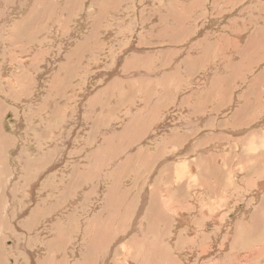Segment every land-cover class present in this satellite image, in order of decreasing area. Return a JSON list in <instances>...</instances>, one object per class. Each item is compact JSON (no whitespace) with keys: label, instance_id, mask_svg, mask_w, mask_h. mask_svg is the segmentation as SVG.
Masks as SVG:
<instances>
[{"label":"rangeland","instance_id":"rangeland-1","mask_svg":"<svg viewBox=\"0 0 264 264\" xmlns=\"http://www.w3.org/2000/svg\"><path fill=\"white\" fill-rule=\"evenodd\" d=\"M260 185L264 0H0V264H264Z\"/></svg>","mask_w":264,"mask_h":264},{"label":"bare ground","instance_id":"bare-ground-1","mask_svg":"<svg viewBox=\"0 0 264 264\" xmlns=\"http://www.w3.org/2000/svg\"><path fill=\"white\" fill-rule=\"evenodd\" d=\"M254 99H255V98H254ZM256 122H257V121H256ZM256 122H255V123H256ZM220 148H221V147H220ZM220 150H221V149H220ZM155 151H156V150H155ZM226 152H227V151H226ZM212 163H213V162H212ZM217 163H218V162H217ZM184 175H185V174H184ZM260 188H261V189H264V188L262 187V185H260ZM200 193H201V192H200ZM202 193H203V192H202ZM206 193H207V192H206ZM145 203H146V202H145ZM203 213H204V212H203ZM212 216H213V215H212ZM212 216H211V217H212ZM256 218H257V217H256ZM213 220H214V219H213ZM189 222H190V221H189ZM180 223H181V222H180ZM180 223H179V224H180ZM183 224H184V222H183ZM86 242H87V241H86ZM246 255H247V254H246ZM247 256H248V255H247ZM245 257H246V256H245ZM248 257H249V256H248ZM127 259H128V258H127ZM235 259H236V258H235ZM242 259L244 260V257H243ZM246 259H247V258H246ZM128 260H129V259H128ZM240 261H242L241 258H240ZM244 261H245V260H244ZM242 262H243V261H242ZM247 264H248V263H247Z\"/></svg>","mask_w":264,"mask_h":264}]
</instances>
